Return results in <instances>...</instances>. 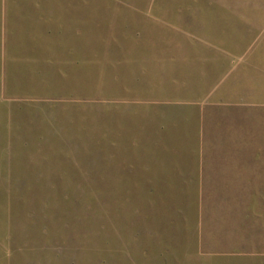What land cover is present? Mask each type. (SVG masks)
I'll use <instances>...</instances> for the list:
<instances>
[{
  "label": "rangeland",
  "instance_id": "rangeland-1",
  "mask_svg": "<svg viewBox=\"0 0 264 264\" xmlns=\"http://www.w3.org/2000/svg\"><path fill=\"white\" fill-rule=\"evenodd\" d=\"M0 264H264V0H0Z\"/></svg>",
  "mask_w": 264,
  "mask_h": 264
}]
</instances>
